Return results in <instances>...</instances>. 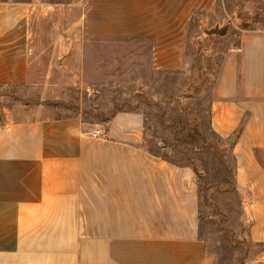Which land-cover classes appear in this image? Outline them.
<instances>
[{
    "label": "crops",
    "instance_id": "obj_1",
    "mask_svg": "<svg viewBox=\"0 0 264 264\" xmlns=\"http://www.w3.org/2000/svg\"><path fill=\"white\" fill-rule=\"evenodd\" d=\"M211 3L88 0L80 21L87 39L150 41L153 69L176 70L191 13ZM41 8L36 0H0V86L35 84L33 25ZM37 85H50L49 71ZM212 95L210 127L229 143L232 180L259 240L264 32L239 36ZM143 136L135 112H117L101 125L79 117H1L0 264H205L193 172L150 154Z\"/></svg>",
    "mask_w": 264,
    "mask_h": 264
},
{
    "label": "rangeland",
    "instance_id": "obj_2",
    "mask_svg": "<svg viewBox=\"0 0 264 264\" xmlns=\"http://www.w3.org/2000/svg\"><path fill=\"white\" fill-rule=\"evenodd\" d=\"M36 1L42 8L33 25L35 84L0 86V116L11 122L79 117L101 125L117 112L140 114L142 146L193 172L205 264H264V222L258 240L243 193L233 191L229 143L208 131L220 64L243 32H264V0H212L208 10H194L182 65L165 71L153 69L150 41L87 39L80 19L88 0ZM47 71L50 85H37ZM176 117L186 124L179 136L168 128ZM196 117L200 136L192 141L186 134ZM225 177L231 184L222 183Z\"/></svg>",
    "mask_w": 264,
    "mask_h": 264
},
{
    "label": "trees",
    "instance_id": "obj_3",
    "mask_svg": "<svg viewBox=\"0 0 264 264\" xmlns=\"http://www.w3.org/2000/svg\"><path fill=\"white\" fill-rule=\"evenodd\" d=\"M207 36V34H205ZM210 110L208 109V131L211 133V135L219 140H221L214 132L213 130L211 129L210 127ZM193 122H194V125L193 127L189 130V133L186 134V137L187 138H190L192 141L194 139V137H197V136H200V134L198 133V126L196 125V122H197V117L193 119ZM164 124V121L161 120L160 121V125L162 126ZM186 124H184L182 122V119L180 117H176V118H173L171 120V124L168 126V128L170 129H174V135L175 136H179V134L182 133V131L184 130ZM143 131L145 133V125H144V119H143ZM222 141V140H221ZM204 149V147H202ZM150 154L154 155V156H157L163 160H166L167 162L171 163V164H175V165H178L176 164L175 162L167 159L165 156L163 155H159L155 152H153L152 150H149V149H146ZM200 150V149H199ZM224 164V163H223ZM179 166V165H178ZM186 167V165L184 166ZM201 167H202V170L206 171V165L204 163H201ZM224 172L228 174V170L226 167H224ZM231 176H232V171H231ZM231 182H232V186H233V191L235 192H239V190H237V188L235 187L234 183H233V180L231 179ZM223 184H231L230 181L227 180V178L225 177L222 181Z\"/></svg>",
    "mask_w": 264,
    "mask_h": 264
},
{
    "label": "built area",
    "instance_id": "obj_4",
    "mask_svg": "<svg viewBox=\"0 0 264 264\" xmlns=\"http://www.w3.org/2000/svg\"><path fill=\"white\" fill-rule=\"evenodd\" d=\"M92 135L95 137L99 136V135H101V131L99 129H96L95 131H93Z\"/></svg>",
    "mask_w": 264,
    "mask_h": 264
},
{
    "label": "water",
    "instance_id": "obj_5",
    "mask_svg": "<svg viewBox=\"0 0 264 264\" xmlns=\"http://www.w3.org/2000/svg\"><path fill=\"white\" fill-rule=\"evenodd\" d=\"M0 122H1V116H0Z\"/></svg>",
    "mask_w": 264,
    "mask_h": 264
}]
</instances>
